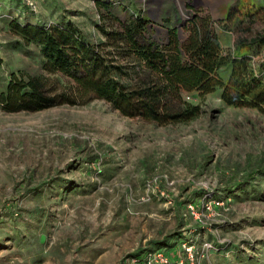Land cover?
I'll list each match as a JSON object with an SVG mask.
<instances>
[{
  "label": "rangeland",
  "instance_id": "374dc122",
  "mask_svg": "<svg viewBox=\"0 0 264 264\" xmlns=\"http://www.w3.org/2000/svg\"><path fill=\"white\" fill-rule=\"evenodd\" d=\"M103 1L116 17L123 8L147 12L160 42L173 25L183 40L187 21L209 15L223 51L245 41L252 60H264V45L254 44L264 38V0ZM35 3L30 11L22 0H0V91L13 72L45 75L39 46L12 23L67 22L92 43L104 39L100 27L113 26L96 0ZM172 8L175 24L164 21ZM183 98L199 113L164 125L98 98L0 108V264H136L144 250L182 252L188 241L199 253L202 241L218 248L201 264H264V113L224 103L219 89ZM206 187L222 203L210 212L201 202Z\"/></svg>",
  "mask_w": 264,
  "mask_h": 264
},
{
  "label": "trees",
  "instance_id": "16d2710c",
  "mask_svg": "<svg viewBox=\"0 0 264 264\" xmlns=\"http://www.w3.org/2000/svg\"><path fill=\"white\" fill-rule=\"evenodd\" d=\"M96 3L109 12L113 23L108 29L100 27L104 39L96 43L82 38L67 22L11 24L23 40L39 46L43 73L68 81L61 85L44 74L13 72L0 91L1 109L38 111L98 98L123 116L164 125L187 121L199 113V106L186 101L184 93L219 89L224 103L264 113V75H260L264 60L253 61L251 44L245 41L223 51L209 15L196 13L187 21L183 40L173 25L165 31L166 41L160 42L153 38V20L147 12L137 8L129 14L123 8L126 15L116 17L111 13L112 2ZM164 21H179L173 8L172 17ZM254 44L263 46L264 38H255ZM136 66L142 67L143 75L135 72Z\"/></svg>",
  "mask_w": 264,
  "mask_h": 264
},
{
  "label": "built area",
  "instance_id": "2783aa9c",
  "mask_svg": "<svg viewBox=\"0 0 264 264\" xmlns=\"http://www.w3.org/2000/svg\"><path fill=\"white\" fill-rule=\"evenodd\" d=\"M25 7L30 11L36 10L35 0H22ZM203 193L201 202L203 205V200L206 198V211L210 212L214 205L222 204L219 198L214 197V192L206 187ZM217 198V199H216ZM216 199V200H215ZM191 212L194 213L193 205H188ZM189 209V210H190ZM200 222L202 220L199 218ZM218 248L211 241L201 242V252L199 253L193 246V244L188 241L182 245V252L174 253L173 256H169L162 250H146L142 254L133 256L132 262L136 264H201L199 258H206L209 252L216 251ZM210 264V263H209Z\"/></svg>",
  "mask_w": 264,
  "mask_h": 264
},
{
  "label": "crops",
  "instance_id": "0c3cea01",
  "mask_svg": "<svg viewBox=\"0 0 264 264\" xmlns=\"http://www.w3.org/2000/svg\"><path fill=\"white\" fill-rule=\"evenodd\" d=\"M175 252H176V251H171V252H168L167 254H168L169 256H173ZM251 262H252V264L254 263V261H251ZM260 262H261V261H260Z\"/></svg>",
  "mask_w": 264,
  "mask_h": 264
},
{
  "label": "water",
  "instance_id": "95a60500",
  "mask_svg": "<svg viewBox=\"0 0 264 264\" xmlns=\"http://www.w3.org/2000/svg\"><path fill=\"white\" fill-rule=\"evenodd\" d=\"M194 6H196L195 4H193Z\"/></svg>",
  "mask_w": 264,
  "mask_h": 264
}]
</instances>
